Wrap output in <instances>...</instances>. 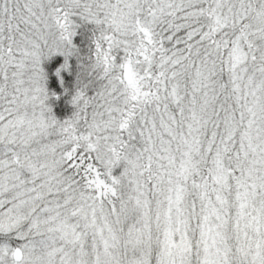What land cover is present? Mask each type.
Returning a JSON list of instances; mask_svg holds the SVG:
<instances>
[{"label": "snow or ice", "instance_id": "snow-or-ice-1", "mask_svg": "<svg viewBox=\"0 0 264 264\" xmlns=\"http://www.w3.org/2000/svg\"><path fill=\"white\" fill-rule=\"evenodd\" d=\"M0 264H264V0H0Z\"/></svg>", "mask_w": 264, "mask_h": 264}, {"label": "trees", "instance_id": "trees-1", "mask_svg": "<svg viewBox=\"0 0 264 264\" xmlns=\"http://www.w3.org/2000/svg\"><path fill=\"white\" fill-rule=\"evenodd\" d=\"M75 21L78 27L76 28L75 35L73 36V44L80 50V53L83 55L88 50L90 44V37L94 26L88 24L87 22H81L78 17ZM59 58L60 55L53 54L44 61V72L46 75L45 82L48 86L50 85V88H52V90H55L54 92L48 87L49 91H51L49 96L52 100L55 109L59 106H63L65 102L67 103L66 96L69 95V91L75 88L77 74V57L70 56L68 58V68L66 70H61L63 85H60L57 77L54 75V70L64 63V58ZM56 62L57 65L53 70H51L52 64ZM58 85L60 86L59 88Z\"/></svg>", "mask_w": 264, "mask_h": 264}, {"label": "rangeland", "instance_id": "rangeland-1", "mask_svg": "<svg viewBox=\"0 0 264 264\" xmlns=\"http://www.w3.org/2000/svg\"><path fill=\"white\" fill-rule=\"evenodd\" d=\"M76 20V18H74ZM72 40H73V37H72ZM58 55H60V58L59 59H62L64 58L63 55L59 54V53H56ZM49 58V57H47ZM47 58H44L42 59L41 61V67L42 69L44 70V61L47 59ZM59 61V60H58ZM57 61V62H58ZM57 62L52 64V67H51V70H53L55 68V66L57 65ZM59 84L61 85L60 81L58 80ZM45 87H46V90L48 92V94L50 95L51 91H49V88H50V85L48 86L45 82ZM49 87V88H48ZM53 87V86H52ZM60 86L58 85V88ZM54 88V87H53ZM52 90V88H50ZM55 92V90H52ZM74 91H75V88H73V90L69 91V95L66 96V99H67V103L65 102L63 104V106H59L58 108H54L53 106V103H52V100L50 98V96L48 95V100L46 101V103L50 106L51 108V114L58 120V121H64L65 119H69L71 118L73 112L75 111V108L73 106V104L71 103V98L74 94ZM91 94V93H90ZM122 168H123V164L121 163L119 166H117L116 168H114L113 170V173L115 175H119V173L122 171Z\"/></svg>", "mask_w": 264, "mask_h": 264}]
</instances>
